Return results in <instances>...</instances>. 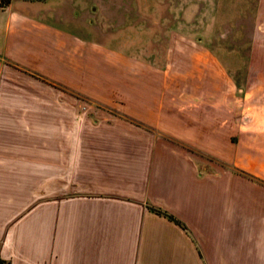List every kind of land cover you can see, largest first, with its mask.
Returning a JSON list of instances; mask_svg holds the SVG:
<instances>
[{"label": "crops", "instance_id": "obj_1", "mask_svg": "<svg viewBox=\"0 0 264 264\" xmlns=\"http://www.w3.org/2000/svg\"><path fill=\"white\" fill-rule=\"evenodd\" d=\"M78 5L0 6V264H264V0L234 15L245 74L213 7L172 5L150 55L84 35Z\"/></svg>", "mask_w": 264, "mask_h": 264}, {"label": "rangeland", "instance_id": "obj_2", "mask_svg": "<svg viewBox=\"0 0 264 264\" xmlns=\"http://www.w3.org/2000/svg\"><path fill=\"white\" fill-rule=\"evenodd\" d=\"M185 2L195 13L213 7L210 21H219L221 26L219 29L202 31L210 38L211 48L232 70L237 68L242 73L249 70L253 47L244 44L246 40L241 38V35L248 37L249 30L238 29L236 32L233 26L234 15L243 8L245 0H80L76 8L78 10H73L72 18L78 19L77 28L84 35H92L118 49H146L147 54L152 55L164 52L173 32L159 22L173 20L175 16L171 13V6L179 8ZM245 17L242 14L238 21L242 20L245 24L249 16ZM193 33L195 37L201 35ZM243 86L245 88L246 80ZM250 102L264 104V89L258 90L255 96L250 93L244 96L243 103L248 106Z\"/></svg>", "mask_w": 264, "mask_h": 264}, {"label": "trees", "instance_id": "obj_3", "mask_svg": "<svg viewBox=\"0 0 264 264\" xmlns=\"http://www.w3.org/2000/svg\"><path fill=\"white\" fill-rule=\"evenodd\" d=\"M10 0H0V5H6L9 3ZM1 261V259H0Z\"/></svg>", "mask_w": 264, "mask_h": 264}]
</instances>
